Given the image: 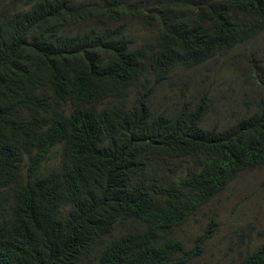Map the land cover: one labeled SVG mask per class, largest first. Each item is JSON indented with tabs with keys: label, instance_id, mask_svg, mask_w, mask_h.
Wrapping results in <instances>:
<instances>
[{
	"label": "trees",
	"instance_id": "trees-1",
	"mask_svg": "<svg viewBox=\"0 0 264 264\" xmlns=\"http://www.w3.org/2000/svg\"><path fill=\"white\" fill-rule=\"evenodd\" d=\"M39 13L53 24L52 35L29 33ZM6 15L19 30L0 32V165L26 183L12 192L0 187V257L13 255L0 264H93L82 254L87 236L104 243V232L93 229L120 210L150 217L170 264L178 244L168 231L181 217L162 196L174 190L172 174L190 175L183 184L185 221L264 167V68L253 56L246 74L257 95L242 101V116L237 105H213L204 93L176 101L170 82L180 57L196 56L205 66L252 41L255 56V41L264 37V0H40L24 16L26 31L15 11ZM45 25L43 19L40 29ZM4 34L16 36L9 52ZM2 58L10 60L3 68ZM12 98L14 114L30 119L3 114ZM106 98L109 107L99 114L109 130L96 169L74 127L85 106ZM56 139L60 159L48 171L44 146ZM38 185L49 198L24 197ZM136 234L132 222L120 225L122 239ZM261 246L246 252L242 264H264V235ZM117 256L110 264H158L163 252L149 249L142 232Z\"/></svg>",
	"mask_w": 264,
	"mask_h": 264
},
{
	"label": "clouds",
	"instance_id": "clouds-1",
	"mask_svg": "<svg viewBox=\"0 0 264 264\" xmlns=\"http://www.w3.org/2000/svg\"><path fill=\"white\" fill-rule=\"evenodd\" d=\"M67 1L71 5H78L84 1L90 2V0H67ZM187 1H193V0H187ZM39 5H40V0H0L1 37H2V31L5 32V31L19 30V29H14L13 27L10 26L9 21L11 20V18L10 16L6 15V12L15 11L17 13V17H19L20 19V30L26 31L27 25L24 24V16L30 10L38 7ZM24 10H26L25 14L23 13ZM43 19H46L47 25H45L43 29H40L39 25ZM60 29L62 33L65 35V31L63 30V28L60 27ZM29 33H36L38 35H45V36L52 35L53 34V24L48 22L47 16L45 14L39 13L32 20V23L29 26ZM15 37L16 36L13 34H8V35L4 34L3 39L9 42L8 44L9 47H8L7 52L11 51L14 47L18 45L15 42ZM83 37H81L80 39H82ZM252 43L253 41L250 44L244 45L240 47L239 49H236L238 53L232 56H222L221 58L216 57L212 59L211 62L207 63L205 66H202V64L198 65V58L196 56L180 57L174 64V67H173L174 71L172 74V78L175 76V74L178 75L181 79L190 78V76L199 74L202 70L206 69L207 66L213 61L217 59H222L224 57H230L232 59V57L235 56V57L240 58L245 54L246 58L248 59V62L251 56H253V60L255 61V56L253 55V53L251 52V49L249 48ZM2 47L4 46L0 45V49ZM106 58L97 60V61L99 62V61L105 60ZM9 61L10 60H6L5 58H2L1 60L2 68ZM257 66L260 68H264V66H260L258 64ZM249 67H253L250 62L248 63L247 71ZM27 74H29V72L26 73V75ZM172 78L170 80L171 84H172ZM246 80L249 81L248 78ZM150 85L151 84L148 85V88ZM253 87L254 86H252V88ZM200 93L202 94V92H199V90H194V91L184 90V91H181L178 96L182 97L184 95V96L194 98V95H198ZM124 94L131 95L132 97H134L136 94V91L124 92ZM178 96H176V101H178ZM208 101H210L213 105H218L220 103V102L214 103L209 98H208ZM108 102H109V98H106L96 103L87 105V106H94L95 111L88 110L87 106H85L80 111L83 113L82 118L77 122V124L74 127L75 139L79 138L81 140V144L88 146L89 148L88 153L90 152L94 153L90 161L86 163L96 169H98V157L102 149V143L106 139L108 135V130H109V126H108L106 119L104 118V116H102L99 113L103 109H107L109 107ZM13 104H14V98L5 101L3 105V114L5 116L16 117L21 120L30 119V117L26 115H22V114L15 115L13 112ZM65 115L69 117L74 116L70 113H66ZM59 146L60 145H59L58 139H56L53 142L51 147L44 146L47 150H49L48 152L49 157H46L48 161L45 163V166L48 168V171L51 169V167H53V165L55 166L58 165V162L60 159L59 158V155H60ZM171 179L174 184V190L162 196L166 200L167 205L171 207L172 215L176 213H181V217L178 220V222H176V224L172 227V229L168 231L170 234L169 238L171 240L176 241V243L178 244L177 255L175 256L173 262L170 264H201L200 260H201L202 253H203L201 246L207 240L212 238L214 234V232L211 230V227H212L210 225L211 220L209 221V224L206 230L193 240L191 239L185 240L184 238L180 236V232L183 229V227L189 225L190 221L196 220L201 215H204L206 212H209L210 207L208 210H205V208L201 209L199 212L195 213L194 215L189 216L184 221L185 215L190 209V207H189V197H188L186 190L183 188V184L189 181L190 175L188 173H174L172 174ZM19 183L25 184L26 178H21L20 176L11 173L4 166L0 165V187L2 189L8 192H12L15 190H21ZM176 184H179V186H175ZM23 192H24V197H27V196L29 197H43L44 196L46 198L50 197V193L48 192V190L46 188H42L40 185H38L35 188L23 191ZM12 205L16 206V202L13 201ZM124 221L132 222V224L137 229L138 234L132 237L122 239L120 237V225ZM1 222H3V219L0 218V223ZM215 226L216 224L214 225V227ZM248 226H249L248 228H252L250 224ZM93 230L104 232V238H105V242L102 243L97 239L87 236L86 245H85V248L82 254L85 259L90 260L93 264H110L114 262L118 258L117 256L118 251L122 248L127 249L130 242L142 232L146 234V237L149 241V249L151 248L157 249L163 252V259L159 261L158 264H166V252H167L166 240L157 234L151 233L150 217L144 211L130 212V211L120 210L114 213L112 216H110L105 221H103L101 225L94 228ZM262 235L264 234H262L261 232H258L257 233L258 239H256L253 242L247 243L246 247L251 248V250L247 252H252L254 250H257L258 248L260 250L262 248L263 246V245L261 246ZM250 237H251L250 231H248L247 238L249 239ZM188 243H190V247L188 246ZM147 253L143 256V258H147ZM243 256L239 258L237 264H242ZM12 257L13 255L6 256V254L4 253V255L0 257V263L4 259L12 258ZM141 264H143V262H141Z\"/></svg>",
	"mask_w": 264,
	"mask_h": 264
},
{
	"label": "rangeland",
	"instance_id": "rangeland-1",
	"mask_svg": "<svg viewBox=\"0 0 264 264\" xmlns=\"http://www.w3.org/2000/svg\"><path fill=\"white\" fill-rule=\"evenodd\" d=\"M255 47V62L264 66V37L255 41ZM248 63L245 54L235 61L224 57L190 78L181 79L175 74L172 78L174 95L184 90H199L214 103L237 105L242 116L245 109L242 101H251L257 95L246 80ZM210 220H214L216 226L211 227L212 238L201 246L200 263L237 264L239 258L251 250L246 247L247 243L258 239V232L264 234V167L237 179L223 194L222 202L211 205L209 212L190 221L180 236L185 240L195 239L206 230ZM249 224L252 228H248Z\"/></svg>",
	"mask_w": 264,
	"mask_h": 264
}]
</instances>
